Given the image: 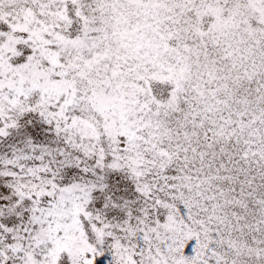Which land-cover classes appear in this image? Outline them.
Listing matches in <instances>:
<instances>
[{
  "label": "snow or ice",
  "instance_id": "6c2138e0",
  "mask_svg": "<svg viewBox=\"0 0 264 264\" xmlns=\"http://www.w3.org/2000/svg\"><path fill=\"white\" fill-rule=\"evenodd\" d=\"M0 264H264V0H0Z\"/></svg>",
  "mask_w": 264,
  "mask_h": 264
}]
</instances>
